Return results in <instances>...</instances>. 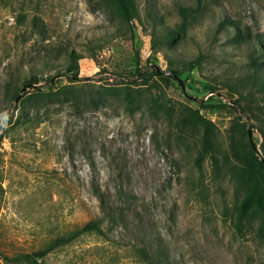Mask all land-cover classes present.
<instances>
[{"label": "rangeland", "instance_id": "rangeland-1", "mask_svg": "<svg viewBox=\"0 0 264 264\" xmlns=\"http://www.w3.org/2000/svg\"><path fill=\"white\" fill-rule=\"evenodd\" d=\"M132 3L0 0V264H264V0Z\"/></svg>", "mask_w": 264, "mask_h": 264}, {"label": "trees", "instance_id": "trees-1", "mask_svg": "<svg viewBox=\"0 0 264 264\" xmlns=\"http://www.w3.org/2000/svg\"><path fill=\"white\" fill-rule=\"evenodd\" d=\"M198 3L200 0H197ZM122 13L124 17L127 20H131L133 17V3L132 0H117ZM197 8L192 5H182L179 7L178 12L181 16V23H180V30L182 32H185L188 24H189V19H188V10H196ZM178 31V30H177ZM177 31H174L172 29H166L165 31V38L168 41H171L175 38ZM236 34L239 36L244 37L247 39V41H250L252 44L251 46V52H250V60L252 61V64L254 65L255 68V73L258 78V82L260 84V87L262 90H264V42L256 37H253V35H244V32L236 27ZM73 60L77 59L79 57L78 53L75 50H70L67 52ZM202 62V55L198 54L195 58L191 59L188 62L187 69H193L194 67H198ZM155 74H162L163 70H160L158 68H155L152 70ZM169 71V76L173 77L174 79L181 80L179 76V71L176 68H171ZM69 81L73 82L77 78L76 75H69L68 76ZM38 80L34 78L33 76L29 77L28 79H25L23 84L28 85L31 87H36V91L39 93H46L44 90L40 88L39 85H35ZM62 87H72L70 84L67 85H62ZM23 96V95H22ZM22 96H19L18 90L15 91V99H20ZM31 96H27L23 98L22 100V107L26 106L29 109H34L35 103L31 98ZM24 113V112H23ZM28 114V113H26ZM29 117V115H27ZM97 193V192H96ZM99 199V207L101 210L102 215H111L113 211H111L110 205L108 204L107 201L104 200L103 196L101 194H96ZM250 201V197H247L245 200V203ZM241 221L242 217L241 215L238 216V223H237V230H241ZM101 222H102V216L98 218H92L86 222H84L79 228L74 230V232L65 234V235H60L56 236L52 241L47 244L45 247L40 248L38 250L28 252L25 254H22V257H24L25 260L27 261H36V258L38 257H43L45 254H47L49 251L53 250L54 248L63 245L65 243H68L71 241L76 235L83 233V232H88V231H93L97 232L99 234H103V229L101 227ZM138 254L147 262L153 264L154 260L148 253V251L143 248V247H138L137 248Z\"/></svg>", "mask_w": 264, "mask_h": 264}]
</instances>
